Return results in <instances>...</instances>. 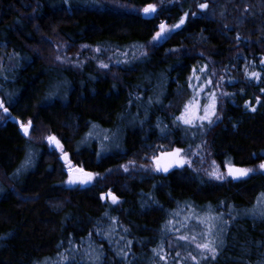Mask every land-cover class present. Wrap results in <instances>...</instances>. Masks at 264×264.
Returning <instances> with one entry per match:
<instances>
[{
  "label": "trees",
  "instance_id": "trees-1",
  "mask_svg": "<svg viewBox=\"0 0 264 264\" xmlns=\"http://www.w3.org/2000/svg\"><path fill=\"white\" fill-rule=\"evenodd\" d=\"M204 2L209 8L199 9ZM149 3L157 11L146 15ZM186 11L184 25L150 45L161 22L175 24ZM58 40L72 48L68 64L53 60ZM261 59L264 0H0V99L9 109L0 123V264H60L58 253L74 256L64 264H155L163 261L153 253L161 245L173 264L177 251L187 256L178 236L206 213L223 214L227 223L217 258L201 264H264V217L248 213L264 200ZM245 69L261 78L247 77ZM208 78L212 85L199 91ZM212 91L215 123L199 129L176 122L190 99L198 93L206 103ZM13 116L32 120L30 135ZM92 131L96 136L85 141ZM50 134L74 165L99 174L91 185H66ZM111 134L119 148L102 153L101 137ZM202 146L222 169L231 162L255 171L223 181L189 166L123 174L126 161ZM29 154L32 165L17 174ZM168 221L187 228L177 233ZM94 254L98 261L89 258Z\"/></svg>",
  "mask_w": 264,
  "mask_h": 264
},
{
  "label": "snow or ice",
  "instance_id": "snow-or-ice-1",
  "mask_svg": "<svg viewBox=\"0 0 264 264\" xmlns=\"http://www.w3.org/2000/svg\"><path fill=\"white\" fill-rule=\"evenodd\" d=\"M198 8L201 10H206L209 8V4L207 2L199 3ZM143 13L146 15L155 13L157 11V5L153 3L147 4L146 7L142 9ZM191 15L193 17L197 16L196 12H192ZM189 13L186 11L183 13L182 16H180L177 23L172 24L171 26H168L166 23L161 22L159 25V30L155 32V34L152 37L153 42H158L161 39L165 38V36L175 30L180 28L182 25L185 24L186 19L188 18ZM239 35L237 36V40H239ZM87 47V46H85ZM143 47L142 45L140 46ZM99 51V49H97ZM127 55V54H125ZM141 55H147L146 52H142ZM57 60L63 62V57L57 56ZM260 64H264V59L260 60ZM100 67L102 68H108L109 65L104 63L103 61L100 62ZM207 69V65H204L202 68L199 69L200 72H205ZM197 69H193V73ZM246 75L249 78H255L259 80L261 78V74L257 71H247L245 69ZM192 77H190V80ZM196 80H200V76H195ZM221 79H223L221 77ZM212 80L210 78L203 81L198 86L199 91H203L206 86L212 85ZM189 87H193V85L190 83ZM217 87H219V82H217ZM262 92H264V89H261ZM223 95H231L229 93H223ZM198 96V93H197ZM197 96H194L192 99H190L185 105L184 110L181 112V114L176 117V122L182 123L183 125L189 126V128H199L203 129L205 127V122L208 126H211L213 123H215V120H218L220 117L217 115V96L215 91H212L208 94V101L206 103L201 104L200 100L197 98ZM256 102L260 103V98L256 97ZM245 106H250L249 102H245ZM0 109L3 110L4 113H9L8 107H5V103L2 99H0ZM252 110L255 111V108L252 107ZM0 119H4V117H0ZM19 127L22 130L23 134L25 136L29 135V132L31 129H33V122L31 119H29L26 123L22 121H18ZM163 131V129H162ZM91 135V133H89ZM105 140L109 139L108 136L104 137ZM46 140L49 144V146H54L55 149H59L62 153V158L66 161L68 166V178L65 181L68 185H86L92 182L96 176H98V173H93L91 171H86L83 167L75 166L71 163V161L68 159V153L64 151L63 144L61 143L60 139L57 138L56 135L50 134L46 137ZM185 150L182 148H174L171 151H161L159 155H154L151 157L152 161L155 165L156 171H163L168 172L170 168H172L174 165L183 167L185 164H191V161L187 158L186 155H184ZM32 156L29 154L26 159L23 161L20 168L17 169V174L23 172L27 167H30L32 165ZM133 163L134 162H130ZM213 167L210 171L206 170V174L216 180H224L225 174L219 170V166L216 165V162H212ZM124 171H128L127 166H123ZM225 168L227 170V176L231 177L232 179H240L243 177H248L249 174L253 173L255 169L253 168H247V167H238L235 164L231 162L225 163ZM258 168L260 170H264V162L260 163L258 165ZM107 196L111 198V202L113 204L117 203L119 200V197L116 196L114 193L109 191L107 193ZM261 198H264V193L260 194ZM105 195H101V199H104ZM248 213L255 216L264 217V203H261L258 200V206L253 207L252 209L248 210ZM107 215V214H105ZM185 219H188L186 217ZM198 223L202 226L201 231L197 232L195 229H192V234H182L178 236V239L185 242H193L195 243V247L198 250L199 253V259L197 255H194L192 252H188L187 256L184 257V259H191L193 261H196L197 264H201V261H207L209 258L212 260H215L217 258L218 249L222 248L224 246V226L226 225V221H223V214L218 215H212L211 213H206L203 216H197L196 217ZM217 221H221L220 224L217 223ZM168 224L172 226V230L176 232H180L179 228H175L174 225H172V221H168ZM181 227L187 228V225L181 223ZM127 231V229H125ZM91 235V234H90ZM106 236H111V233H104ZM123 239V237H121ZM69 244H71V241H69ZM131 244V241H128L126 244V247ZM77 249L73 248V252H75ZM93 253H95V250H93ZM153 253L158 256L161 260H165L167 264V255L168 254H162L163 253V246H159L157 249H153ZM58 255L61 257L60 264H64L65 261H68L70 259H74V256L70 255H64L61 253H58ZM87 255V253H86ZM118 255L126 256L127 253L124 251V249H120L118 251ZM181 257V252L177 251L175 253V257H173L174 261ZM90 259L99 260L100 256L99 254L89 255Z\"/></svg>",
  "mask_w": 264,
  "mask_h": 264
},
{
  "label": "rangeland",
  "instance_id": "rangeland-1",
  "mask_svg": "<svg viewBox=\"0 0 264 264\" xmlns=\"http://www.w3.org/2000/svg\"><path fill=\"white\" fill-rule=\"evenodd\" d=\"M114 5H117V4L114 3ZM152 14H154V13H152ZM164 23H166V22H164ZM167 25L168 26H171L169 24H167ZM171 33H172V31L169 32L165 36V38L161 39L158 42H153L151 40L150 45L155 46V45H158V44L162 43L165 39H167L170 36ZM53 44L54 45L51 46V52H52V55H54L53 60L55 61V63H57V64H63V63L64 64L65 63L68 64V63H70L69 61L73 57V56H71V54H72L71 53L72 52V48L70 49V47L67 44H65V43H63V42H61L59 40L58 41H54ZM57 56L63 57L64 58L63 59V62L57 60L56 59ZM8 116H9V113L6 114V113L3 112L2 109H0V117H4V119H0V123L1 122H4L7 119ZM89 133H91V135H89ZM89 133L85 135V139H84L85 141L86 140H89V138H91V137L96 136V132L95 131H92V132H89ZM30 134H31V130L29 132V135ZM106 136H108L109 139L105 140L104 139L105 135H103L101 137V150H102V153H108L110 151H113V150L119 148V141H117V139H116L117 135H112L111 134V135H106ZM174 148H177V147H174ZM174 148H172V149H174ZM172 149H170V150H167V149L164 150L163 149V150L157 151L154 155H159L161 151H171ZM182 149L185 150L184 155H186L187 158L191 161V164L190 165L189 164H185L184 166H189V167L195 169V171H197L198 173L203 174L205 177L212 178V177H210V176H208L206 174V170L210 171L212 169V167H213L212 162L214 160L208 155V152H207V149L205 148V146H202V147H199V148L198 147H195V148L194 147H189V148H182ZM151 157L148 158V159H146V160H144V161H142L141 163L140 162H135V161H130V160L129 161H126L123 164V166H127L128 167V171H124V167H122L123 174L126 177H129V176H131V175H133V174H135L137 172H141V171H148V170H150V171H156L155 170L154 162L152 161ZM68 159L70 160L69 155H68ZM62 160H63V163L65 165V168H66V171H67V174H68V166H67V163H66V161L63 158H62ZM130 162H134V164L133 163H130ZM71 163L73 164L72 161H71ZM216 165L219 166V164L217 162H216ZM176 167H180V166L174 165L170 169H173V168H176ZM247 168H250V167H247ZM253 169H255V168H253ZM219 170L222 171L225 174V177L226 178L224 180H226L228 178L226 168L222 169L219 166ZM106 176L103 175L102 178H104ZM97 178H98V176H96L95 179H97ZM95 179L92 182H90L89 184H86V185H80V184L68 185L67 183H66V185L68 187H77V186H79V187H86V186L91 185L95 181ZM212 179H214V178H212ZM218 181H223V180H218ZM260 202L261 203H264V200L261 199ZM256 206H258V203L255 205V207ZM195 217H196V215H195ZM181 219H182V222H184L185 218L184 217L183 218L181 217ZM192 220L194 221V224H192V226H191L190 229L185 230V233H183V234L191 235L192 234V229H195L197 232L201 231V227L202 226L198 223L197 219L196 218H192ZM177 221L179 222V220H177ZM188 221H189V219L186 220V223ZM218 224H220V223H218ZM172 225H174L175 228H179L180 231H182V227H177L176 226V223L173 222ZM169 229L172 230V226L169 225ZM184 245H185L184 251H186L187 253L188 252H192L193 254L199 255L198 250L195 247V243H193V242H185ZM162 254H164V250H163V253ZM184 257H186V256H183V254L181 253V257H179L178 260H176L173 264H181V260H182L181 258L184 259ZM155 264H166V262H165V260H163V261H160L159 260ZM167 264H171V261L169 260V258H167Z\"/></svg>",
  "mask_w": 264,
  "mask_h": 264
},
{
  "label": "water",
  "instance_id": "water-1",
  "mask_svg": "<svg viewBox=\"0 0 264 264\" xmlns=\"http://www.w3.org/2000/svg\"><path fill=\"white\" fill-rule=\"evenodd\" d=\"M11 120H12V121H15L16 124L19 126V123H18V121H20L19 119H15V117L13 116V117L11 118ZM159 172H163V171H159ZM108 193H109V192H108Z\"/></svg>",
  "mask_w": 264,
  "mask_h": 264
}]
</instances>
